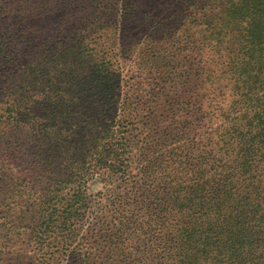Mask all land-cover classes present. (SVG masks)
Wrapping results in <instances>:
<instances>
[{"label":"trees","instance_id":"obj_1","mask_svg":"<svg viewBox=\"0 0 264 264\" xmlns=\"http://www.w3.org/2000/svg\"><path fill=\"white\" fill-rule=\"evenodd\" d=\"M100 3L23 72L32 262L264 264V0Z\"/></svg>","mask_w":264,"mask_h":264},{"label":"rangeland","instance_id":"obj_2","mask_svg":"<svg viewBox=\"0 0 264 264\" xmlns=\"http://www.w3.org/2000/svg\"><path fill=\"white\" fill-rule=\"evenodd\" d=\"M105 1L0 0V122L5 125L10 119L4 130L0 129V264H35L28 251L40 218L29 213L24 224L21 213L34 204L39 185L34 184L27 165L33 159L23 164L21 154L34 150L39 139L36 127L32 126L34 113L29 108L37 99L38 90L36 82L23 80V72L30 64L42 63L53 47L64 44L71 35L75 38L77 29L94 19L90 15L94 8ZM23 92L30 101L27 112L31 111L21 129L16 115L8 114L9 105L17 103ZM99 188L97 183L89 185L90 192ZM22 225L26 227L22 229Z\"/></svg>","mask_w":264,"mask_h":264}]
</instances>
